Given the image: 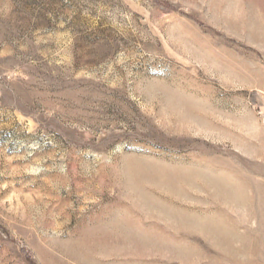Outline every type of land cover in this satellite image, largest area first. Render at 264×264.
Segmentation results:
<instances>
[{
    "label": "rangeland",
    "instance_id": "rangeland-1",
    "mask_svg": "<svg viewBox=\"0 0 264 264\" xmlns=\"http://www.w3.org/2000/svg\"><path fill=\"white\" fill-rule=\"evenodd\" d=\"M0 264H264V0H0Z\"/></svg>",
    "mask_w": 264,
    "mask_h": 264
}]
</instances>
